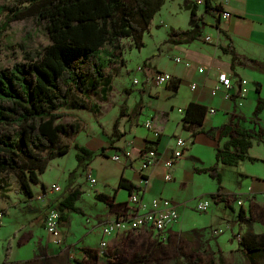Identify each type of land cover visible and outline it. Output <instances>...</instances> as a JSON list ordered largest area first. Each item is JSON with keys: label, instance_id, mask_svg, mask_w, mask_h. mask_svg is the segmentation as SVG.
I'll use <instances>...</instances> for the list:
<instances>
[{"label": "crops", "instance_id": "obj_1", "mask_svg": "<svg viewBox=\"0 0 264 264\" xmlns=\"http://www.w3.org/2000/svg\"><path fill=\"white\" fill-rule=\"evenodd\" d=\"M223 1L231 14L228 20L211 16L207 10L208 3L196 5L194 0H163V4L155 16V18L159 16L160 21L154 23L153 30L155 31L163 24L168 25L173 16H184L188 25L169 28L168 25L164 37L158 43V52L164 49L170 56L171 63L169 65L166 67L159 65L155 61L157 54L149 58L143 57L136 67V69L143 67V72L138 77L139 81L137 80L138 84L130 88L125 82L119 88V101L111 111L114 116L112 131L115 137L113 138L105 136L99 115L102 108L110 104L113 80L118 76H125L124 71L127 72L126 59L123 55L125 51L123 50L121 55L117 54V57L107 64L104 70L105 83L90 92L87 97H80L83 102H88L91 108L94 107V111L91 113L97 116L99 123L96 132H86V138L89 140L78 143L93 153L89 159L84 161L82 175L86 177L87 185L91 188L90 204L94 210L92 213H87L79 204L85 195V191H81L82 195L76 203L80 212H65L69 222L62 224L66 230L62 231L61 246L48 242L45 229L46 212L35 219L37 230L35 227L27 231H24V227L15 228L9 239V242L12 243L10 255L8 257L4 255L2 261L0 258V264H67L68 261L64 257H61V263L58 258H52L59 256L60 249L65 244L68 246L78 244L82 246L83 253L85 248L100 250V243L103 239L100 223L106 220L112 221L123 211L130 210L127 203L130 193L126 189L119 188L120 179H125L139 187L142 190L139 198L145 203L154 198H164L177 204L179 219L167 229V241L173 233L177 237L180 235L182 238L187 237L188 240L200 238V243H203L202 239H209L216 244L218 251L222 254L236 252L246 258L248 264H262L264 251L250 253L243 248L236 237L264 235V199L262 197L264 194V171L259 169V165L264 164V110L256 114L259 99L264 102V0ZM192 11L195 13L200 36L195 40L184 41L180 44L168 43L170 31H191L193 29L190 22ZM169 17L171 18L169 19ZM148 29H151L149 32L152 33V28ZM206 36L210 38L209 42L204 41L203 38ZM132 49L136 48L132 46ZM232 56L235 57L234 60ZM176 58H179L181 63L176 64L174 61ZM185 63L189 64V68L185 67ZM111 69L117 70L114 75ZM198 69H202V73H199ZM221 72L230 77L233 86L232 93L235 92L241 80L247 82L244 87L246 92L243 99H240L235 93L230 100H224L221 92L214 96L211 95L217 86V75ZM156 73H167L172 80L167 85L156 86L153 83ZM192 85L195 86L194 90L191 89ZM173 86H177V89L174 90ZM189 103L207 107L202 125H189L183 121V112ZM240 103L241 105H239ZM82 112L83 110L70 108V116L77 117V120L78 118L82 119L79 115ZM149 119L152 120L155 130L160 133L158 139L153 138L152 133L144 127L145 122ZM115 122H117L116 125H114ZM73 125L77 129L75 133L80 134L88 129L87 127L86 129L81 128L78 122ZM225 127H230L231 133L221 136ZM139 129L142 130V134L137 137ZM237 133L250 134L252 145L248 150V158L236 164L238 165L240 162L244 164V170L238 173L237 188L227 189L221 184L222 179L216 168L221 163L217 160L216 154L217 150L227 143L231 136H237ZM177 138H181L185 142L183 156L167 169L164 162L170 158ZM75 144L68 146L69 153L74 149L76 157ZM151 148L157 151L160 162L143 173L146 180L142 182L139 171L141 153ZM125 152L130 154L128 159L113 163V155ZM100 157L113 161L110 171H101L95 166L94 161ZM77 167L70 169V181L72 182L70 184H74L72 173L76 171ZM167 174L171 176L169 181L165 180ZM90 177L96 180V183L93 184ZM205 179L216 180V188H209L202 192L200 189L202 183L214 186L213 183ZM13 184L10 181L9 188L4 191L8 201H13L17 197V201L11 202L9 207L17 208L21 204L23 209L29 211L34 210L32 202L35 199L44 200L46 210L51 201H55V205L58 206L69 192L64 193L58 185L61 191L54 193L40 180V183L36 184L37 189L33 187L34 183H30L31 195L26 193L22 195L20 181L17 186ZM13 190L16 194L13 193ZM101 194L112 200L113 207L96 198ZM206 197L212 199L214 197L216 207L222 206L223 209L205 212L206 214L196 212V202L200 199L207 200ZM219 197L222 200H218ZM226 197H237L242 202L241 206H236L235 201L227 204ZM235 206L237 209L234 208ZM9 207H4L6 215L9 214ZM227 209L231 211L229 215L226 212ZM241 209L244 211V218L248 221L239 220L238 212ZM192 212L205 214L206 222L200 224L190 222L191 225L185 226ZM6 215H3L2 220ZM89 217H93L95 220ZM210 221L220 224L219 226L223 225L224 221L227 223L231 221V224L226 226L224 231L217 228L208 229L207 224ZM85 225L87 226L85 227ZM210 230L219 233L214 236L215 238H210ZM225 231H228V235L225 239L226 249L223 251L218 237ZM120 235V233L115 234L108 240L112 241ZM92 236L98 237L91 241ZM26 237L28 240L23 243ZM15 238L18 241L13 246ZM206 248L210 250L211 246L208 244ZM46 249L50 258L45 255ZM101 257H103L102 251Z\"/></svg>", "mask_w": 264, "mask_h": 264}, {"label": "trees", "instance_id": "obj_2", "mask_svg": "<svg viewBox=\"0 0 264 264\" xmlns=\"http://www.w3.org/2000/svg\"><path fill=\"white\" fill-rule=\"evenodd\" d=\"M12 4L0 8V16L4 17L0 21V33L11 22L31 14L44 24L50 43L34 52L24 51L22 63L0 71V199L5 198L4 191L9 188L8 175H17L22 192L31 195L30 183L39 184V175L47 170L49 163L69 153V146H59V143L61 137L77 129L61 122L66 116L62 110L94 111V107L80 97H87L105 83L104 70L117 54H122L124 40H130L138 50L144 47L142 35L163 0H12ZM190 22L191 31L172 30L167 42L180 44L199 37L194 11ZM173 89L176 90L177 86ZM262 110L264 102L259 99L256 114ZM206 113L207 107L189 103L183 112V121L200 126ZM230 133L231 128L225 127L221 136ZM251 139L247 133L231 136L217 150V160L233 166L247 159ZM74 147L78 162L93 155L78 143ZM118 186L129 193L140 189L125 179H120ZM81 195V191L71 190L58 204L61 225L69 222L66 211L80 212L76 203ZM96 198L110 207L114 205L105 195ZM218 200L222 199L219 197ZM236 200L237 197L225 198L227 204ZM6 213L0 207V214ZM238 218L246 220L242 209ZM156 242L151 240V243ZM240 244L250 253L264 251V235L243 237ZM11 249L9 243L6 257ZM106 250L102 252L104 257L107 256ZM83 251L86 261H100V250L85 248Z\"/></svg>", "mask_w": 264, "mask_h": 264}, {"label": "rangeland", "instance_id": "obj_3", "mask_svg": "<svg viewBox=\"0 0 264 264\" xmlns=\"http://www.w3.org/2000/svg\"><path fill=\"white\" fill-rule=\"evenodd\" d=\"M11 5H13L12 0L0 1V8L3 6L10 7ZM155 16L149 27L152 28V33L149 32L151 29H147L142 35L144 47L141 50L132 49L133 43L130 40L123 41L125 51L123 55L126 59L125 65L127 67V72L124 71L125 76H118L115 80H113L112 92L110 95V104L104 107L102 106L103 108L101 114L99 115V117H101L100 123L102 124V127L104 129L105 136H109L111 138L115 137L114 132L112 131L114 116L111 111L113 110L114 105L117 104L116 102L119 101V88L121 87V85L126 82V84H128L130 88H133V86L135 85H133L132 81L134 79H137L139 81L138 77H140V73L135 69L137 65L140 64V61L143 57L149 58L152 55L157 54L155 61L158 62L159 65L165 67L169 65V63H171L170 56L164 49H161V51L158 52V43H160L162 37H164V32L166 31L168 25V28L175 26L185 27L188 25V21H186V18L184 16H171L172 18L169 17V19H171L169 20L168 25L163 24L160 28H156L154 31V23L160 21V17L158 16L155 18ZM3 18V16H0V21H2ZM49 43L50 40L48 38L44 24L39 22L34 15L30 14L24 19L11 22L9 26L0 33V71L4 69H12L15 65L22 63L25 55L24 51L34 52L41 47H45ZM110 65L113 64L110 63ZM118 65L120 66L119 63ZM115 71L117 70L111 69L113 75L115 74ZM62 112H64L66 116L61 120V122L72 126L75 122H78L81 128L86 129L87 127L89 130L87 129L80 134L78 132L75 133L73 130H71L70 134L61 137L62 142L59 143V146H70L74 145L75 143H84V141H86L87 139L89 140V138H86V132H96L99 127V123L96 118L97 116H95L94 113H91V111L89 112V110H83V112L79 114L82 118L80 120L79 118L77 120V117L70 116V108H66L62 110ZM131 133L129 134L130 137ZM141 134L142 130L139 129L137 137H139ZM75 153L76 152L73 149V151H71L70 153L52 160L49 163L47 170L39 175V179L44 182L49 189H52L54 185H59L64 193L71 190L85 191L84 199L79 204L82 205L87 213H92L94 208L90 204L89 196L91 188L87 185L86 177L82 175V172L84 170V161L78 162L75 157ZM207 159L210 158L207 157ZM112 162L113 161L109 158L105 159L100 157L94 161V164L101 171H110L112 169V164L115 163ZM76 166H78L76 171L72 173L74 184H70L72 183L70 181V169H73ZM259 166V169L264 171V164H261ZM216 168L222 179L221 184L223 186H225L227 189L237 188L238 173L244 170L243 162H240L236 166L219 164L216 166ZM205 180L213 183L214 186H211V184L202 183V186L200 188L202 189V192L209 188H216V180ZM7 181H11V183H14L17 186L19 179L17 175L10 174L7 176ZM33 187L37 189L36 184H34ZM13 193L16 194L14 190ZM22 195H25V193H23ZM48 197H50V195ZM206 198L210 203V207L207 213L211 211H218V209H223L222 206L216 207V203L212 198ZM15 201H17V197L13 201H8L6 200V198H2L0 199V207L4 209V207H9L10 203ZM54 202L55 201H51L49 208H47L46 210L44 200L41 199H35L32 202V206L34 207L33 211L23 209L21 204L17 208L9 207V214L5 216V219L2 220L0 224L1 261L2 258H4V255L7 254V248L9 246V243H11L9 242L10 235H12L14 229L24 227V231H27L28 229H33L35 227V230H37L35 219L42 215L44 212L47 213L50 209H57V206ZM235 204L236 206H239L236 201ZM236 206L234 207L235 209H237ZM226 212L228 215L231 213L229 209H227ZM205 214H197L193 212L190 213L185 226L191 225L190 222H196L197 224L204 222L206 216ZM89 218L94 219L93 217ZM87 224L90 225L89 223ZM230 224L231 221L229 223L224 221L223 225L219 226L220 224L218 225V223H212L210 221L207 226L209 227L208 229L217 228L223 229L224 231L226 230V226ZM86 226L87 225H85V227ZM64 230H66L65 226L60 224V239H62L63 237L62 231ZM209 232L210 238H215V235H213V231L210 230ZM46 235L48 236V242L55 244L56 239L48 233ZM227 235L228 231H225L218 237L219 244L223 248V251L224 249H226L225 239ZM170 236L172 237H170L168 241L165 235L161 241H157L156 243H151V240L148 239V237L144 234L138 237H132L130 234L117 236L114 240L109 242L107 250L105 251L107 253V256L104 257L102 253L103 257H101V261H86L83 258L84 253L82 252V246L78 244H71V249L69 250L66 249L68 245L65 244L61 247L60 252L58 251L59 256H53L52 258H58V261L61 263V257H64L65 260L68 261L67 264H78V262L79 264H248V261L246 263V258L241 257L240 255L236 254V252H227L225 254H222L218 251L216 244L212 240L202 239V241H204L203 243H200V238H197V240L195 238L188 240L187 237L182 238L181 235L177 237V235L174 233ZM97 237L98 236H92L91 241L97 239ZM27 238L28 237L23 240V243L28 240ZM17 241L18 240L15 238L13 241V246L17 244ZM208 244L209 246H211L210 250H207L206 248ZM45 255L50 258L47 249L45 250ZM262 264H264V260H262Z\"/></svg>", "mask_w": 264, "mask_h": 264}, {"label": "built area", "instance_id": "obj_4", "mask_svg": "<svg viewBox=\"0 0 264 264\" xmlns=\"http://www.w3.org/2000/svg\"><path fill=\"white\" fill-rule=\"evenodd\" d=\"M207 1V2H206ZM196 5H206L209 14L215 18H220L222 20H228L231 17L230 12L226 9V4L223 0H194ZM205 42H209L210 38L206 36L203 38ZM175 63H181L179 58H176ZM185 67L189 68V64L185 63ZM137 72L142 73L143 67H138ZM202 69H198L199 73H202ZM172 80L171 76L167 73H156L153 78V83L156 86H164L170 83ZM133 85H137V79H134ZM246 81L241 80L237 89H235V94L243 99L245 97V85ZM191 89L194 90L195 86L192 85ZM218 92H221V96L224 100H230L233 96V86L230 77L226 73H218L217 75V86L213 89L211 95L214 96ZM241 105V103L239 104ZM181 112V110H178ZM211 112H214L211 110ZM146 130L152 133L153 138L158 139L160 133L155 130L153 127V122L151 119L147 120L144 124ZM185 149V142L181 138H177L175 141V148L171 152L170 158L164 162L165 168L169 169L173 163L179 160L183 156ZM129 153L125 152L124 154H116L112 156L114 162H119L122 159H128ZM160 159L158 153L155 149L151 148L145 150L141 153V165L140 173L142 182H145L146 177L143 173L158 164ZM91 179V177H90ZM171 176L167 174L165 180L169 181ZM91 182L94 184L96 180L91 179ZM54 193H59L61 189L58 186H54L51 190ZM142 190L139 189L137 192H131L128 197V205L130 210L123 211L117 216L116 219L112 221H102L100 226L102 227V236L103 239L100 243V250L103 251L107 249L109 245L108 240L111 236L120 233L121 235L130 234L132 237H138L142 234L148 237L150 240L161 241L166 235L167 229L173 224L176 223L179 219L177 204L169 199L164 198H154L148 203L143 202L139 195ZM264 199V194H263ZM234 198V197H231ZM239 206H241V200H236ZM210 203L208 200L200 199L195 204V210L198 213H205L208 211ZM3 215L0 214V224L2 222ZM45 229L49 235H52L55 239L56 245L61 246V232H60V212L58 209H50L45 216ZM218 231H214L213 235L218 234ZM238 241H241V237H236ZM167 239V238H166ZM66 249H71L70 246H67Z\"/></svg>", "mask_w": 264, "mask_h": 264}]
</instances>
